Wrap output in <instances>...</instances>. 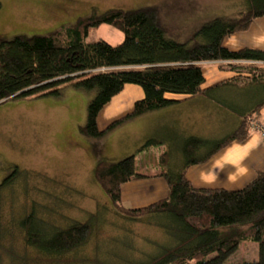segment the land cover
I'll return each mask as SVG.
<instances>
[{
    "label": "trees",
    "instance_id": "obj_1",
    "mask_svg": "<svg viewBox=\"0 0 264 264\" xmlns=\"http://www.w3.org/2000/svg\"><path fill=\"white\" fill-rule=\"evenodd\" d=\"M243 4L235 19L216 18L204 24L196 34L201 43L192 41L191 45L165 38L158 6L93 12L45 36L0 42V103L7 99L59 98L62 85L94 92L87 105L85 125L79 129L90 139L102 138L129 121L180 102L171 95L206 98L238 119L236 128L218 139L185 138L179 148L181 167L164 173H138L134 155L119 161L98 157L92 178L117 215L159 228L169 238L166 246H158L145 261L132 264H228L245 242L256 244L258 254L255 261L242 264H264V172L237 190L196 188L187 177L190 167L208 163L230 144L245 142L252 132L259 135L252 125L263 123L258 117L264 109V65H260L264 63V50L244 48L234 52L223 46L226 37L245 33L257 19L264 18V0H243ZM101 25L121 32V44L113 47L103 40L87 44L90 29ZM238 61L259 65L234 64ZM221 62L226 65H219L220 69L227 67L236 76L203 88L202 67ZM126 85L140 87L142 99L128 114L99 130L98 116ZM159 144L153 137L138 152ZM171 154L163 152L160 164L166 163ZM8 171L0 192L21 177H43L15 166ZM153 179L165 182V198L139 208L124 206L122 186ZM35 212L33 209L19 223L25 245L53 258L85 246L97 219V215H90L85 222L61 228Z\"/></svg>",
    "mask_w": 264,
    "mask_h": 264
},
{
    "label": "rangeland",
    "instance_id": "obj_2",
    "mask_svg": "<svg viewBox=\"0 0 264 264\" xmlns=\"http://www.w3.org/2000/svg\"><path fill=\"white\" fill-rule=\"evenodd\" d=\"M146 6L161 8L160 19L167 40L191 45L192 41L201 43L196 34L204 24L216 18L235 19L244 4L243 0H0V42L15 37L45 36L93 12L101 14L112 9L134 10ZM254 23L264 28V20ZM88 33L87 44L103 40L114 47L123 41V34L107 25L91 28ZM222 64L226 65L224 62L205 64L202 73L218 69ZM131 87L140 88L127 85V90ZM60 90L59 98L7 99L0 103V183L13 166L43 176L21 177L12 187L0 192V264L145 261L158 246H166L169 238L159 228L119 217L103 189L92 178L94 166L90 172L91 166L103 152L102 157L112 161L127 158L131 153L136 156L134 165L138 169L141 170L146 159L150 166L144 167L149 175L164 173L169 168L160 164L161 155L171 150L168 163L172 167L178 165L183 134L185 129H192L183 130L179 123L181 114L169 107L162 109L159 117L145 120L142 126L133 124L131 130L122 128L117 133L108 132L104 138L88 139L80 134L79 128L85 125L87 105L95 93H85L69 85H62ZM127 90L102 110L97 118L100 130L130 111L137 98ZM116 106L119 112H115ZM211 116L212 135L216 139L221 131L226 133L230 129L231 123L222 128L219 123L223 120ZM206 125L195 121L191 127L202 132L208 128ZM151 135H155L160 144L138 152L136 147L141 142L145 144ZM33 209L38 217L61 228L77 221L85 222L90 215H97V219L85 246L53 258L25 245L19 223ZM257 254V245L245 242L227 262L255 261Z\"/></svg>",
    "mask_w": 264,
    "mask_h": 264
},
{
    "label": "crops",
    "instance_id": "obj_3",
    "mask_svg": "<svg viewBox=\"0 0 264 264\" xmlns=\"http://www.w3.org/2000/svg\"><path fill=\"white\" fill-rule=\"evenodd\" d=\"M257 20H264V18ZM251 26L252 27L245 33H237L236 35L226 37L223 46L234 52H236V50H241L244 48L264 50V28L262 26H255V23L254 25L252 24ZM260 65L263 66L264 64L261 63ZM234 76H236L235 72L230 71L229 69H227V67L223 69L215 68V70H211V71L208 70V72L204 73L205 82L203 88L213 86L217 82L226 81L227 79H231ZM126 90H127V85L123 93ZM127 92H129L130 95L135 96V98H137L136 101L132 102L131 106H133V104L138 100L142 99L143 93H142V89L140 88L131 87L130 90H127ZM172 97L180 101L179 103H176L175 105H172V107H170L171 110L174 107L176 113L181 114L179 121L180 126L182 127L183 130L186 127L192 129L190 131H188V129H185L186 133L183 134L185 137L183 136L184 138H182V140L183 139L185 140V138L187 137H196V136L206 140L213 139V135H212L213 128L211 126V121H210V119L213 118V116H211L212 114L214 115V117L218 119V121L220 118L223 120L222 123H219L222 128L228 127L227 124L229 122L231 123L230 129L226 133L224 131H221L218 137L228 134L231 130H234L238 124V119L235 116H233L229 111L227 112L222 107L218 105L216 106L206 98L204 99L202 97H195L194 99H190V98L171 95L170 98ZM118 108L119 107L116 106V108L114 109L115 112H119ZM131 108L132 107H130L129 109L130 111L132 110ZM128 112H126V114H128ZM160 112L161 111H157L143 115L138 119L129 121L128 123L117 127V129H115L112 132L117 133V131H119L120 129L128 128V127L131 130V126H133V124H140L142 126L144 121L149 119L151 116L159 117ZM260 115L261 116L258 117V121L264 123V109L261 111ZM117 118L114 120H117ZM206 119L209 120L208 124ZM114 120L110 121V123L113 122ZM197 120L199 122H202L204 126L207 124L206 126L208 128L206 129L204 128V131L199 130L202 132H198L197 131L198 129L196 127L195 128L191 127L193 126V123L195 121L196 123H199ZM219 124H217V127H219L218 130H221ZM153 137H155V135L154 136L151 135V137H148L146 140L151 139ZM142 143L143 142H141L136 147V150L137 149L138 151L140 150V147L143 145ZM103 153H100L97 156H102ZM130 155L132 154L130 153ZM168 159L166 163H164L166 164L165 167L169 169H175L181 167V163H180L181 158L178 161L179 164L175 165L174 167H172L171 164L168 163ZM147 162L148 161L145 159L144 164L147 165ZM94 163L96 165V160L93 162L90 172L93 169V166H95ZM167 164L169 165V167L167 166ZM145 165L141 166V170L138 169V166H136L137 172L140 174L141 173L148 174L147 171L149 170H146V168L144 167ZM147 166H150V164H148ZM259 172H264V141L262 140L261 137H259L258 134L252 132L245 142L240 144L238 143L230 144L228 147L224 148L217 155H215L210 160H208V163L190 167L187 170V177L190 180L191 184L194 185V187L196 188L198 187L224 188L227 190H231V189L237 190V189H241L243 186L248 184V182L253 180V178ZM166 194H167V186L163 180L161 179L142 180L137 182H131L129 184H125L124 186H122L121 199L123 201L124 206L129 208L132 207L139 208L154 203V201L156 200L165 198Z\"/></svg>",
    "mask_w": 264,
    "mask_h": 264
},
{
    "label": "built area",
    "instance_id": "obj_4",
    "mask_svg": "<svg viewBox=\"0 0 264 264\" xmlns=\"http://www.w3.org/2000/svg\"><path fill=\"white\" fill-rule=\"evenodd\" d=\"M234 64H243L245 66H248V65H256V64L259 65L258 63H255V62H252V61H248V62L238 61L237 63H234ZM252 127H253V129H255L259 133L260 137L264 141V126H263V124L261 125L260 123L259 124L258 123H254L252 125Z\"/></svg>",
    "mask_w": 264,
    "mask_h": 264
},
{
    "label": "bare ground",
    "instance_id": "obj_5",
    "mask_svg": "<svg viewBox=\"0 0 264 264\" xmlns=\"http://www.w3.org/2000/svg\"><path fill=\"white\" fill-rule=\"evenodd\" d=\"M241 65V64H240Z\"/></svg>",
    "mask_w": 264,
    "mask_h": 264
}]
</instances>
